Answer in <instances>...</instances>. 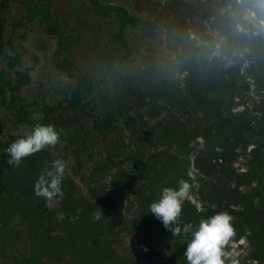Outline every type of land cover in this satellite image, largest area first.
<instances>
[{
  "label": "rangeland",
  "instance_id": "374dc122",
  "mask_svg": "<svg viewBox=\"0 0 264 264\" xmlns=\"http://www.w3.org/2000/svg\"><path fill=\"white\" fill-rule=\"evenodd\" d=\"M35 1L78 38L60 51L56 34L25 16V0L0 11V264H187L190 237H173L150 204L189 180L190 166L198 172L181 224L227 211L237 231L227 250L264 264V30L247 10L264 12L255 0ZM94 1L126 15L97 13ZM78 73L92 85L71 111ZM20 99L34 112L59 105L52 124L64 132L77 121L78 141L61 134L8 165L6 149L36 125L16 121ZM197 136L203 149L190 147ZM58 159L64 195L49 206L34 184Z\"/></svg>",
  "mask_w": 264,
  "mask_h": 264
},
{
  "label": "clouds",
  "instance_id": "9594fccd",
  "mask_svg": "<svg viewBox=\"0 0 264 264\" xmlns=\"http://www.w3.org/2000/svg\"><path fill=\"white\" fill-rule=\"evenodd\" d=\"M243 2V0H239ZM255 4L261 12H264V0H255ZM252 22L264 30V18L258 15L257 11L247 10ZM61 142V132L57 131L53 124H36L30 133L16 139L6 149L8 154V165L19 167L22 161L49 146H55ZM199 144L200 149L205 146L203 137L197 136L190 142V147ZM54 171L45 170V174L38 177L34 184V194L37 197H44L47 202L53 199H62V182L65 178L67 162L55 160L52 163ZM198 169L190 166L187 170L189 180L181 178L177 182V187H164L157 201L150 204V213L161 220L165 229L172 232L173 237L182 233L190 238L186 242V250L183 257L187 264H240L237 251H228V245L237 236V231L232 223L235 219L227 211H220L209 218H202L197 225H182L181 216L183 205L188 198L196 179ZM99 208V207H98ZM104 216L103 210L93 214V218L99 221ZM250 235V233H249ZM241 242L244 238L241 237ZM147 251L146 246H142Z\"/></svg>",
  "mask_w": 264,
  "mask_h": 264
},
{
  "label": "trees",
  "instance_id": "16d2710c",
  "mask_svg": "<svg viewBox=\"0 0 264 264\" xmlns=\"http://www.w3.org/2000/svg\"><path fill=\"white\" fill-rule=\"evenodd\" d=\"M8 4L7 0H0V11L3 7ZM26 6V17H39L41 22L45 23L46 27L50 29L53 33L56 34L58 38V45L60 51H65L74 44L77 36L65 34L63 23L60 22L58 18H56L52 13L48 6L42 7L35 0H25ZM94 10L100 14H110L114 12L119 16L123 17L126 15V11L121 10L119 7L114 5H103L98 1H94ZM4 18L0 15V52L4 46V29H3ZM80 75V76H79ZM77 84L70 91V95L68 98V106L71 111H76L80 108L82 101L85 100L86 92L90 90L92 81L91 79L84 73H78L76 76ZM28 105L20 99V102L14 107L15 111L13 116L15 117L17 122H26L28 124H52L54 115L60 110V106L56 104H44L39 112H34L32 109L27 108ZM110 115V114H108ZM77 121H71L68 125V128L65 129L64 132H61L65 137H69L73 141H78L79 135L77 131L74 129L70 131L74 127ZM100 123L97 120L93 119V130H101ZM71 128V129H70Z\"/></svg>",
  "mask_w": 264,
  "mask_h": 264
}]
</instances>
